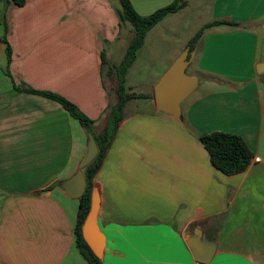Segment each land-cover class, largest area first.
Listing matches in <instances>:
<instances>
[{"label": "crops", "instance_id": "0c3cea01", "mask_svg": "<svg viewBox=\"0 0 264 264\" xmlns=\"http://www.w3.org/2000/svg\"><path fill=\"white\" fill-rule=\"evenodd\" d=\"M130 1L146 15L172 0ZM186 1L146 33L125 76L147 97L126 102L93 178L102 264H199L183 231L200 219L218 233L212 260L201 264H264V0ZM194 4L202 21L189 29L180 18ZM118 7V0H0V264H88L75 244L78 197L60 186L79 168L87 130L59 102L14 85L63 96L100 133L116 101L100 53L117 64L132 37L129 24L122 36ZM213 20L237 25L204 31L178 114L159 109L157 82ZM170 24L189 29L174 50L171 35L180 30ZM214 131L242 137L253 154L244 171L226 175L211 164L198 135Z\"/></svg>", "mask_w": 264, "mask_h": 264}, {"label": "trees", "instance_id": "16d2710c", "mask_svg": "<svg viewBox=\"0 0 264 264\" xmlns=\"http://www.w3.org/2000/svg\"><path fill=\"white\" fill-rule=\"evenodd\" d=\"M4 1L7 3L10 0ZM12 1L19 6L25 3V0ZM118 3L119 7L116 9V14L119 20V28L122 29L124 24L129 23L132 37L127 45L124 57L119 63L116 64L110 62L104 50L100 53L101 78L103 81L106 76L114 78L115 86L113 90L116 94V101L114 103H109L107 106L105 111V125L100 133H94L91 130L94 120L85 115L74 103L63 96L52 91L33 88L24 83L14 85V88L17 91L35 93L59 102L71 117L76 119L82 127L89 130L94 136L98 152L84 171L85 187L82 194L78 197V210L74 227L76 247L88 264H102L101 259L94 255L82 236V225L91 205L94 175L100 168L106 152L114 139L118 125L123 118V108L126 102L131 99L147 97L146 94L131 91L130 88L125 86L127 70L133 63L137 50L142 46L146 33L166 15L182 10L186 6L187 1L172 0L170 3L157 8L146 15L138 13L130 0H118ZM1 23L3 28L2 41L6 44L5 52L7 71L8 65L11 61V48L6 39L7 27L4 17H2ZM222 24L237 25V23L227 20H213L205 23L187 42L185 46V50H187V58L190 57L197 41L206 29ZM198 140L207 151L211 164L226 175L244 171L252 160L253 154L248 149L242 137L237 134L214 131L198 135Z\"/></svg>", "mask_w": 264, "mask_h": 264}, {"label": "water", "instance_id": "95a60500", "mask_svg": "<svg viewBox=\"0 0 264 264\" xmlns=\"http://www.w3.org/2000/svg\"><path fill=\"white\" fill-rule=\"evenodd\" d=\"M189 59L190 57L187 58V50H184L157 82L155 98L159 109L178 114L179 102L188 93L186 67ZM97 152L98 147L94 136L87 130L86 148L78 170L60 183V186L65 189L69 196L79 197L82 194L85 187L84 171ZM97 210L98 197L93 190L90 210L82 225V236L94 255L101 259L105 237L96 222ZM183 236L198 262L209 263L212 260L216 252L218 233L217 229L210 225L208 219L195 220L187 225L183 231Z\"/></svg>", "mask_w": 264, "mask_h": 264}, {"label": "rangeland", "instance_id": "374dc122", "mask_svg": "<svg viewBox=\"0 0 264 264\" xmlns=\"http://www.w3.org/2000/svg\"><path fill=\"white\" fill-rule=\"evenodd\" d=\"M195 5V4H194ZM198 10V8L196 7V5L195 6H192V7H190V9L189 10H187V11H185V13L184 14H182L181 15V18H180V21H182L183 19H185L186 21H188V23H185V22H183L182 21V25H184V26H186V25H189V29H191L192 27H193V25H195V27H199V25H200V23H201V21H202V19L201 18H199L200 16L198 15L199 14V12L197 11ZM126 24H129V23H126ZM182 25H178V24H175V25H173V26H171V24L169 25L172 29H174V30H180L182 27ZM189 29H186L185 28V30H183V31H179V33H177V34H175V35H171V36H173V37H171V40H172V42H174L173 43V47H172V49L174 50V49H176V47H178L177 45H178V43L176 42V41H178V40H180L181 38H182V35H184V34H186V33H188V30ZM123 31H122V36H126V34L127 33H124V32H126L127 31V27L125 26V27H123V29H122ZM126 40V39H125ZM261 44H262V46H263V41L261 42ZM179 48V47H178ZM174 62V61H173ZM104 81L106 82V84L108 85V87L110 88V90H109V93H112L113 92V88H114V86H115V80H114V78L113 77H108V76H106V77H104ZM125 86H126V84H125Z\"/></svg>", "mask_w": 264, "mask_h": 264}]
</instances>
